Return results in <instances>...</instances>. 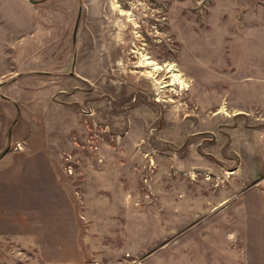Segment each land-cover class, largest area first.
<instances>
[{"label":"rangeland","instance_id":"obj_1","mask_svg":"<svg viewBox=\"0 0 264 264\" xmlns=\"http://www.w3.org/2000/svg\"><path fill=\"white\" fill-rule=\"evenodd\" d=\"M34 1L0 0V264H253L264 0Z\"/></svg>","mask_w":264,"mask_h":264},{"label":"crops","instance_id":"obj_2","mask_svg":"<svg viewBox=\"0 0 264 264\" xmlns=\"http://www.w3.org/2000/svg\"><path fill=\"white\" fill-rule=\"evenodd\" d=\"M237 234H238V236L232 242V244L235 243L237 246H238V244H241L240 246L242 247L245 245V239H247V241H250V238L245 237V233L243 231L242 232L239 231ZM252 240L254 243V245H253L254 248H252V249H255V251H253V253H252L253 264H264V231H261V233H260V235H258V237H253ZM237 256L239 257L238 252H237ZM248 256H251V255H248ZM238 260H237V262H238ZM241 263L242 262L239 260L238 264H241Z\"/></svg>","mask_w":264,"mask_h":264},{"label":"bare ground","instance_id":"obj_3","mask_svg":"<svg viewBox=\"0 0 264 264\" xmlns=\"http://www.w3.org/2000/svg\"><path fill=\"white\" fill-rule=\"evenodd\" d=\"M143 59L144 63L152 66L153 69H160L159 65H157L155 62L150 61L149 57H147L146 55L143 57ZM169 69H171V66L169 67ZM173 75L174 77H177L174 73Z\"/></svg>","mask_w":264,"mask_h":264},{"label":"water","instance_id":"obj_4","mask_svg":"<svg viewBox=\"0 0 264 264\" xmlns=\"http://www.w3.org/2000/svg\"><path fill=\"white\" fill-rule=\"evenodd\" d=\"M29 1L32 2V3H35L34 0H29ZM79 19H80V11L78 12V15H77V18H76V21H75V25H74V29H73V42H75V40H76V32H77V29H78Z\"/></svg>","mask_w":264,"mask_h":264}]
</instances>
